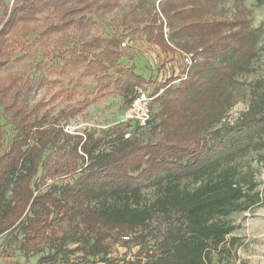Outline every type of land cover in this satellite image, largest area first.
I'll return each instance as SVG.
<instances>
[{
  "label": "trees",
  "instance_id": "trees-1",
  "mask_svg": "<svg viewBox=\"0 0 264 264\" xmlns=\"http://www.w3.org/2000/svg\"><path fill=\"white\" fill-rule=\"evenodd\" d=\"M227 2L231 15L221 10ZM243 2L0 0L2 249L38 256L36 264H214V256L233 255L239 239L231 216L261 203L238 160L254 151L264 162V79L250 84L246 111L225 120L239 101V78L264 55V17L253 27ZM119 11L106 24L112 34L91 35L96 20ZM137 41L176 70L154 90L158 109H149L145 126L67 133L58 121L85 104L53 117L56 96L33 102L45 70L107 76ZM27 47L31 61L7 72ZM178 53L200 56L180 81ZM128 78L143 82L133 67ZM131 124L150 135L129 134Z\"/></svg>",
  "mask_w": 264,
  "mask_h": 264
},
{
  "label": "rangeland",
  "instance_id": "rangeland-1",
  "mask_svg": "<svg viewBox=\"0 0 264 264\" xmlns=\"http://www.w3.org/2000/svg\"><path fill=\"white\" fill-rule=\"evenodd\" d=\"M243 6L251 13L253 27H257L264 17V7L255 6L253 0H244ZM221 10L225 14L231 15L234 12V5L232 2H227ZM121 14L122 11L109 15L105 17L104 21L95 19L97 25L92 28L91 35L104 37L112 34L115 29L106 24L116 21ZM132 46L127 55L119 61L117 69L111 70L107 76L98 78L84 76L81 70L69 71L65 74L60 73L58 69L45 70L48 80L33 102L56 96V100L49 105L53 117H56L60 110L67 112L85 104L86 107L74 117L58 121L64 132L67 133L95 132L100 135L101 132L115 130L117 127L127 124L124 114L130 106L128 100L133 96L135 88L141 90L149 98V109L155 113L158 104L154 101L153 92L159 84H163L164 81L176 74V70L166 69L162 66L165 58L158 50L140 41L134 42ZM26 51L27 53H25ZM26 51L17 53L15 60L8 66L7 72L20 70L31 61L32 50L27 47ZM254 65L255 72L253 74L239 78L240 86L237 90L239 101L227 113L226 122L232 123L246 111L250 84L258 79H264V55H261ZM131 67H133L134 74L140 76L143 82L128 78V71ZM127 82L133 86L126 87ZM135 130L136 126L131 124L128 126L127 132L129 134L140 133L142 136H149L151 133L149 128L142 131ZM10 135V129L7 128L8 139ZM237 168L241 172H248L254 178L261 196V203L246 212L231 216L236 226L232 236L239 239V245L230 258L217 262V257L214 256L213 262L214 264H264V162L260 161L257 152L251 151L238 160ZM141 182L146 183V180L142 179ZM147 185L149 186V184ZM143 192L146 197H152L153 192L150 186ZM134 251L135 249L129 252L119 249V254L125 252L127 256H130ZM37 258L38 256L26 257L15 247L2 249L0 245V264H36Z\"/></svg>",
  "mask_w": 264,
  "mask_h": 264
},
{
  "label": "built area",
  "instance_id": "built-area-1",
  "mask_svg": "<svg viewBox=\"0 0 264 264\" xmlns=\"http://www.w3.org/2000/svg\"><path fill=\"white\" fill-rule=\"evenodd\" d=\"M176 58L179 60L184 70L178 81L185 80L189 68L200 60V56L195 53H178ZM148 101L149 98L145 96L141 90H138L136 97L125 111L124 120L126 122L138 124L139 126H145L150 117Z\"/></svg>",
  "mask_w": 264,
  "mask_h": 264
}]
</instances>
